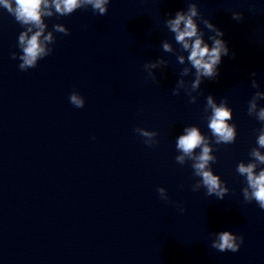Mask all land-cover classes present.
I'll return each mask as SVG.
<instances>
[{"label":"clouds","instance_id":"obj_1","mask_svg":"<svg viewBox=\"0 0 264 264\" xmlns=\"http://www.w3.org/2000/svg\"><path fill=\"white\" fill-rule=\"evenodd\" d=\"M110 0H0V6L7 10L18 22L24 31L18 36V47L21 54L17 57V53H12L13 59H19V69L26 71L35 68L39 60L47 57L53 52L50 45L55 43L56 37L54 32L69 35V29L63 24H54L53 31L45 34L46 24L43 17L51 18L54 15L68 16L81 8L91 7L94 13L104 16L108 12ZM53 9L55 10L53 12ZM200 18L204 27L213 35L208 36L212 41L211 46L205 41V33L200 30L197 18ZM232 18L236 21H242L244 16L240 12H233ZM168 30L174 34V39L180 47V53L177 55V61L183 65L187 61L191 68L185 67L180 73L181 77L188 76L191 70H195L194 79L190 85L186 84L184 79L177 82L173 89V95H179L180 89H185L186 95L190 97L189 102L195 104L197 96L192 95L200 89L204 79L215 80L219 76V65L222 57L230 55V49L227 42L222 39L224 33L216 25L208 19H204L195 2L189 3L187 10H179L175 13L174 18H168L165 21ZM164 52L173 53L172 44L164 41L162 44ZM188 53L185 56L183 53ZM235 57L234 53H231ZM167 65V61L159 58L155 61H149L144 64V69L148 73V77L155 79L153 69L162 68ZM253 77L251 86L259 89L255 71L250 73ZM190 89V90H189ZM264 100V91H256L252 98L248 101L247 113L254 116L262 127L258 130L256 143L258 147H253L249 156L250 162L241 161L236 168L237 173L245 178L246 187L242 189V195L246 203L255 201L261 210H264V155L260 149H264V107H258L257 101ZM69 102L76 108H83L85 100L78 92L73 91L69 95ZM205 116L207 126L211 132V138L202 134L197 126H188L183 130V134L176 139V149L180 153L175 157L176 162L184 165L191 161L193 175L200 179L192 185V191L196 192L200 188L206 189L208 196H215L223 200L225 195L229 193V188L222 181L219 175L214 174L211 165L216 162V156L213 154L215 145L233 144L237 137V128L234 123H230L233 119V110L228 106L227 99H223L217 104L212 95L206 97ZM134 131L144 138V143L148 147H154L158 141L156 140L157 132L149 131L144 128H136ZM200 151L197 152L196 150ZM218 150V149H216ZM259 169V171H257ZM160 199L168 202L169 197L167 190L163 187L157 189ZM178 210L183 213L185 209L178 206ZM216 238L212 241L211 247L220 251H231L233 253L240 250L244 243L242 235H236L232 231H221L216 233Z\"/></svg>","mask_w":264,"mask_h":264}]
</instances>
